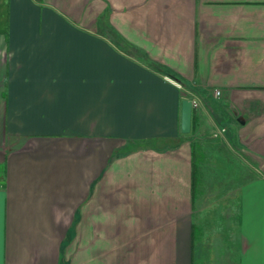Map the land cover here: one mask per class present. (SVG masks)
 I'll list each match as a JSON object with an SVG mask.
<instances>
[{"label":"crops","instance_id":"1","mask_svg":"<svg viewBox=\"0 0 264 264\" xmlns=\"http://www.w3.org/2000/svg\"><path fill=\"white\" fill-rule=\"evenodd\" d=\"M0 264H264V0H0Z\"/></svg>","mask_w":264,"mask_h":264},{"label":"water","instance_id":"2","mask_svg":"<svg viewBox=\"0 0 264 264\" xmlns=\"http://www.w3.org/2000/svg\"><path fill=\"white\" fill-rule=\"evenodd\" d=\"M177 86L179 84L176 81L170 80ZM192 101L189 99H184L182 102V116H181V131L183 134H189L191 131V123H192Z\"/></svg>","mask_w":264,"mask_h":264},{"label":"built area","instance_id":"3","mask_svg":"<svg viewBox=\"0 0 264 264\" xmlns=\"http://www.w3.org/2000/svg\"><path fill=\"white\" fill-rule=\"evenodd\" d=\"M199 107H200V104H199L198 101H192V108H193V110H197V109H199ZM224 132H225V130L222 129L220 132H215V133L213 134V136H214V138H218L219 135H220V134H223Z\"/></svg>","mask_w":264,"mask_h":264},{"label":"rangeland","instance_id":"4","mask_svg":"<svg viewBox=\"0 0 264 264\" xmlns=\"http://www.w3.org/2000/svg\"><path fill=\"white\" fill-rule=\"evenodd\" d=\"M219 144H221V143H219ZM252 161V160H251ZM198 162H199V160H198ZM235 165H236V163H233V166H234V168H235ZM225 173V172H224ZM212 176H213V178H214V174H212ZM217 177H218V179H220V175H217ZM240 177V175L238 176V177H231V178H236V179H238ZM247 177H249V178H251L252 177V175H249V176H244V179L245 178H247ZM231 178H226L227 180H230ZM249 178H247V179H249ZM228 182H230V181H228Z\"/></svg>","mask_w":264,"mask_h":264}]
</instances>
